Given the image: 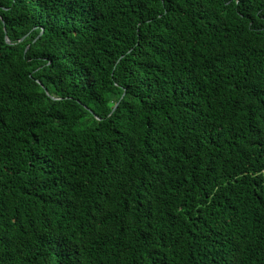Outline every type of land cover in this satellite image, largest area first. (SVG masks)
<instances>
[{
  "label": "trees",
  "instance_id": "obj_1",
  "mask_svg": "<svg viewBox=\"0 0 264 264\" xmlns=\"http://www.w3.org/2000/svg\"><path fill=\"white\" fill-rule=\"evenodd\" d=\"M0 264H264V0H0Z\"/></svg>",
  "mask_w": 264,
  "mask_h": 264
},
{
  "label": "water",
  "instance_id": "obj_2",
  "mask_svg": "<svg viewBox=\"0 0 264 264\" xmlns=\"http://www.w3.org/2000/svg\"><path fill=\"white\" fill-rule=\"evenodd\" d=\"M118 104L114 107V110L117 108Z\"/></svg>",
  "mask_w": 264,
  "mask_h": 264
}]
</instances>
